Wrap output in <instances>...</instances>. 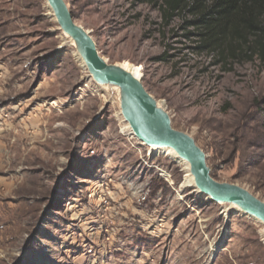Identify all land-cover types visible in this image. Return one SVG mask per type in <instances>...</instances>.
<instances>
[{
    "label": "rangeland",
    "instance_id": "374dc122",
    "mask_svg": "<svg viewBox=\"0 0 264 264\" xmlns=\"http://www.w3.org/2000/svg\"><path fill=\"white\" fill-rule=\"evenodd\" d=\"M64 2L215 181L264 201V59L199 54L181 20L138 0ZM62 36L45 0H0V264H264V226L138 142Z\"/></svg>",
    "mask_w": 264,
    "mask_h": 264
},
{
    "label": "water",
    "instance_id": "95a60500",
    "mask_svg": "<svg viewBox=\"0 0 264 264\" xmlns=\"http://www.w3.org/2000/svg\"><path fill=\"white\" fill-rule=\"evenodd\" d=\"M45 2L58 30L72 42L94 84L118 90L120 113L134 138L148 147L171 150L188 165L193 185L201 195L217 204L233 205L264 226V201L243 188L215 181L204 152L191 136L172 127L169 116L145 90L141 80L99 55L91 36L74 22L64 0Z\"/></svg>",
    "mask_w": 264,
    "mask_h": 264
},
{
    "label": "trees",
    "instance_id": "16d2710c",
    "mask_svg": "<svg viewBox=\"0 0 264 264\" xmlns=\"http://www.w3.org/2000/svg\"><path fill=\"white\" fill-rule=\"evenodd\" d=\"M158 9L162 25L181 20L199 54L227 64L238 51L264 59V0H138Z\"/></svg>",
    "mask_w": 264,
    "mask_h": 264
},
{
    "label": "bare ground",
    "instance_id": "6f19581e",
    "mask_svg": "<svg viewBox=\"0 0 264 264\" xmlns=\"http://www.w3.org/2000/svg\"><path fill=\"white\" fill-rule=\"evenodd\" d=\"M63 38H65V39H67L70 43H72L69 39H68V37L66 36V35H63L62 36ZM78 57V56H77ZM125 70V69H124ZM130 73V72H129ZM102 89H106L107 88V86H100ZM116 91H117V93H118V90L117 89H115ZM159 105V104H158ZM128 126V125H127ZM129 131H130V129H129ZM130 133H131V131H130ZM132 135V134H131ZM133 136V135H132ZM150 147H152V148H155L157 151H159L160 149H158L156 146H150ZM167 150H169V149H167ZM171 153H172V155L177 159V157L175 156V154L171 151V150H169ZM179 161H181V162H183L184 164H186L184 161H182V160H180V159H178ZM186 166H187V172H189L188 171V165L186 164ZM189 176H190V174H188ZM191 177V176H190ZM191 179H192V177H191ZM192 183H193V179H192ZM194 186V185H193Z\"/></svg>",
    "mask_w": 264,
    "mask_h": 264
}]
</instances>
